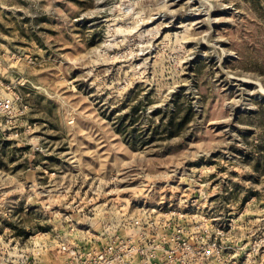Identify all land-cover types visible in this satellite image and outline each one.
I'll return each instance as SVG.
<instances>
[{"label": "rangeland", "instance_id": "rangeland-1", "mask_svg": "<svg viewBox=\"0 0 264 264\" xmlns=\"http://www.w3.org/2000/svg\"><path fill=\"white\" fill-rule=\"evenodd\" d=\"M4 96L0 264L195 199L216 264H264V0H0Z\"/></svg>", "mask_w": 264, "mask_h": 264}, {"label": "built area", "instance_id": "built-area-1", "mask_svg": "<svg viewBox=\"0 0 264 264\" xmlns=\"http://www.w3.org/2000/svg\"><path fill=\"white\" fill-rule=\"evenodd\" d=\"M13 111L12 97L0 98V116ZM142 208L119 222V228L128 230L126 235L119 234L117 228L101 247L93 241L63 246L71 264H216L220 252L212 224V203L201 204L196 199L186 205L159 201L145 202ZM198 215L205 221L201 229L186 223L189 216Z\"/></svg>", "mask_w": 264, "mask_h": 264}]
</instances>
